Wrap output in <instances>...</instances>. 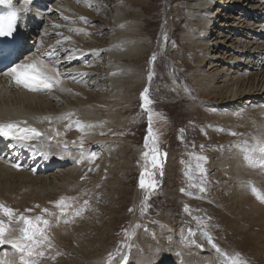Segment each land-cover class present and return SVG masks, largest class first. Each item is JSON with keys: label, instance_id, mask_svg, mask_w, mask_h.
I'll return each instance as SVG.
<instances>
[{"label": "bare ground", "instance_id": "bare-ground-1", "mask_svg": "<svg viewBox=\"0 0 264 264\" xmlns=\"http://www.w3.org/2000/svg\"><path fill=\"white\" fill-rule=\"evenodd\" d=\"M13 2L21 12L14 63L43 60L47 69L56 71L49 72L52 87L39 91L13 83L4 74L9 67L0 71V124L12 123L41 133L22 142L11 135L0 136V197L18 211L48 203L57 206L61 200L67 205L59 207L64 212L58 221L55 216L50 219V223L56 222L53 224L56 228L49 230L51 236L44 247L37 250L34 246L33 254L25 255L30 264H106L107 259L102 257L116 237L109 230L100 235L95 212L83 211L85 201L93 204L90 211H95L103 198L70 197L82 184L79 179L85 171L84 158L92 160L93 154L105 157L110 152L115 141L109 136L105 138L107 131L116 135L127 127L124 104H130L146 84L140 66L149 46L139 34L140 14L132 8L139 0H114L110 19L98 27L90 24L96 22V14L100 13L99 0ZM168 3L169 16L185 26L178 33L179 43L184 45L179 59L192 68L188 75L174 71L175 77L163 79L169 85L168 94L187 118L198 117L204 104L216 107L221 113L215 116L219 129L226 130L225 127L235 123L230 117L232 110L241 113L234 131L239 136L233 153L211 157V177L223 176L222 180L227 181L219 192L212 194L208 212L211 210L221 222L226 234L252 244V255L261 262L264 202L257 199L252 189L264 196V153L258 150L264 144V0H169ZM172 18L168 20L170 27ZM99 33L105 35L104 39L95 35ZM85 61L87 64L83 65ZM180 79L191 83L190 90ZM249 120L253 133L244 140ZM207 136L212 142L217 141L213 134ZM229 140L226 137L222 143L226 153ZM172 159L167 158L168 171L172 170ZM109 199V206L99 209L112 218L118 204L116 198ZM77 212L80 214L76 215ZM67 217L70 226L59 229ZM178 218L167 214L161 220L167 231L155 235L159 241L170 242L167 244L170 253L152 239H146L142 231L135 244L145 256L132 260L133 264H221L214 253L202 254L189 247L188 236L180 237L182 244L178 242L179 230H183L179 226L188 225ZM15 224L10 222L8 230L14 232ZM19 235L16 233L14 239ZM0 247L3 248L0 264H23L21 253L10 244ZM43 251L41 256L39 253Z\"/></svg>", "mask_w": 264, "mask_h": 264}, {"label": "rangeland", "instance_id": "rangeland-1", "mask_svg": "<svg viewBox=\"0 0 264 264\" xmlns=\"http://www.w3.org/2000/svg\"><path fill=\"white\" fill-rule=\"evenodd\" d=\"M92 1L96 2V0ZM99 1L102 5L98 8L100 13L96 14V22L93 21L90 27L91 25L98 27L110 19L111 2L113 3L114 0H106L108 4H103L101 0ZM168 1L139 0L136 4L131 3L133 4L132 8L140 14L138 19L141 26L140 37L144 40V44L149 46V52L140 66L142 72L145 73L146 84L136 97L134 95L130 104H124L127 110L126 115H124L128 117L127 127L119 130L116 135H112L111 130L107 131L105 138L109 136L111 140L115 141V143L112 142L114 145L110 152L105 157L94 154V158L92 155V160L84 158L86 165L83 166V170L85 171L80 178L81 180L79 179L82 184H80V189L76 193H72L75 197L72 195L70 198H103L102 201L98 202L99 208L108 207L111 203L109 198L117 199L116 203L118 205H116V211L112 218L109 217L107 211L105 212L97 207V210L90 211L94 207L93 204H86L83 210L91 214L95 212L96 218H98L97 226L100 227V235L109 230L111 231L109 234L116 237L115 240L113 237L112 246L107 251V254L102 257V259H107L106 264H133L132 260L145 256L144 253L139 252L140 250L135 244V238L142 231L146 234V239H152L157 245L166 249L167 253L169 251L167 244L170 242L167 240L159 241L155 236L167 231L166 224L161 221L166 218L167 214H173L183 220L186 225L188 224L187 228H185L186 226H179L183 229L179 230L177 237L178 242L181 244L183 241H181L180 237L188 236L191 239V241H188L189 247L197 248L202 254L214 253L219 257L221 264H226L224 257L217 253L211 244L208 243V238H211V234L213 243L229 256L238 253L239 258L245 264H264L263 257H261V260H263H260L261 263L252 255V244L226 234L221 222L213 217L211 210L209 211L210 213L208 212L210 207L209 199L214 195V192H219L221 185L223 186L225 181H227L222 180L223 176H218V178L211 177L213 172L212 168H210V162L215 155L233 153L239 136L234 131H236L238 126L241 113L232 110L230 117L235 123L231 121L232 125L225 127L226 130L223 128L219 129L216 128L218 125L215 122L217 119L215 116L221 113L218 112L216 107L204 104L205 107L198 117L187 118L183 116L173 97L168 94L169 85H166L163 79L165 80L166 76L171 78L170 75L175 77L174 71L188 75V71L192 70L190 66H185L184 62L179 59V54L182 55L184 52V45L179 43L180 37L178 33L182 32L185 26L180 21H176L177 19L169 16L170 4ZM172 15L176 16L174 13ZM171 18L174 22L170 27L168 20ZM95 35L99 39H104L105 37L103 33ZM86 64L87 62L85 61L83 65ZM143 69L145 70L143 71ZM182 80L180 79V83L190 90L191 83ZM145 89H147L146 93ZM98 92L100 93L101 90ZM141 93L145 94L146 99H142ZM248 124L249 132L244 135V140L253 133L251 132L252 125L250 120ZM149 128H151V136H149ZM207 133L213 134V138L215 140L217 138V141L212 142L211 137L207 136ZM219 136L220 138H218ZM226 137L231 141L233 140V142L229 140V143H227V148L229 147L227 153L223 150L222 144L225 142ZM146 138L147 148L145 147ZM215 144L217 149L214 147ZM153 146L158 150V159L162 168H152L150 157L145 158L142 156L145 151L150 152ZM242 152L244 153V151ZM170 156L173 158V165L172 170L168 171L167 158ZM201 157L206 159H201ZM76 163H79V161L75 162V165H78ZM145 169H147L146 179H154L157 183V187L154 190H142L138 187L141 171ZM149 173L153 175L149 176ZM89 174L90 176H88ZM82 180L85 181L84 184ZM249 183L250 181L246 184L248 185ZM243 186L245 187L246 185ZM62 198L69 197L64 196ZM119 198H122V200H118ZM48 204L34 205V208L28 207L18 211V209L13 207L14 205L0 197V205L14 211L11 218L5 215L3 211H0V221H4L6 228H10V222L12 224L16 222L13 227L14 232H12V229L8 230L6 237L8 236L9 239L14 240L15 234L20 233L19 228L23 226V222L18 217L24 216L31 219L34 223H38L36 217L47 220V225L39 224V227L44 230V234L48 235L47 237L49 238L51 236L49 230H52L53 224L56 223H50V219L55 216L58 221V216L60 215L61 217L64 210L56 205ZM113 206L110 208H113ZM44 209H47V211H43ZM217 209L222 211L221 208ZM72 218L73 216H70V219ZM70 219L67 217L65 223L61 221L62 224L59 229L68 228ZM54 228L56 227L54 226ZM198 229L203 232H199ZM37 239H40V237L37 236ZM26 243L31 242L28 241ZM41 247H44V243L36 245L37 250H40ZM44 253L43 251V255ZM124 257H127V260ZM28 259H31V257Z\"/></svg>", "mask_w": 264, "mask_h": 264}, {"label": "snow or ice", "instance_id": "snow-or-ice-1", "mask_svg": "<svg viewBox=\"0 0 264 264\" xmlns=\"http://www.w3.org/2000/svg\"><path fill=\"white\" fill-rule=\"evenodd\" d=\"M3 2L4 0H0V3ZM17 17L18 13L15 10L10 11L6 16H0V38L10 37L13 35ZM50 71L56 70L54 68L47 69L43 63V60H33L30 62L25 61L23 63H13L4 74L9 76L11 81L17 86H22L29 91H39L52 87L53 77L49 75ZM56 75L58 76L59 73L56 72ZM56 82L59 83L58 80ZM146 92L147 89H145V93ZM141 97L142 99H146L144 93H141ZM10 135L13 139L22 142L35 136H39L41 133H39L34 128H18L17 125L12 123L0 124V136L8 137ZM149 136H151V128H149ZM145 147L147 148V138ZM258 150L261 153H264V144H262ZM142 156L145 158L150 157L152 168H162L161 162L158 159L159 153L156 147L153 146L150 152L145 151L142 153ZM201 159L206 158L201 157ZM245 159L248 160L249 157L246 156ZM13 166L18 167L17 165ZM146 172L147 169L141 171L138 187L142 190H154L157 187V183L154 179H146ZM151 175L153 174L149 173V176ZM201 191H203V189H201ZM252 192L254 195H257V199H260L262 202H264V196L257 194L255 188L252 189ZM84 203L87 204V201ZM62 205L64 207L67 206L64 205L63 200L57 202V207H61ZM0 211H3V213L9 218H11L13 215V210L10 208H5L3 205H0ZM43 211L46 212L47 209H44ZM129 211H131V209H129ZM79 214V212L76 213V215ZM18 219L23 222V226L19 229L20 235L14 240L8 239L6 237L8 228L5 227L4 221H0V244H10L13 249L21 253L20 260L23 262V264H30V262L25 259V255L31 256L34 251V246L48 241V237L44 234V230L39 227V224L47 225L48 221L42 220L40 217H36V221L38 223H34L31 219L24 216H20ZM37 236H39L40 239H37ZM28 241L31 243H26ZM208 243L211 244L217 253L224 257L226 264H245V262L239 258L238 253L233 256H229L227 253L222 252L221 249L215 243H213L210 237L208 238ZM49 246H51L50 242ZM39 254L43 255V252H40ZM124 259L127 260V257H124Z\"/></svg>", "mask_w": 264, "mask_h": 264}, {"label": "water", "instance_id": "water-1", "mask_svg": "<svg viewBox=\"0 0 264 264\" xmlns=\"http://www.w3.org/2000/svg\"><path fill=\"white\" fill-rule=\"evenodd\" d=\"M151 163V162H150Z\"/></svg>", "mask_w": 264, "mask_h": 264}]
</instances>
